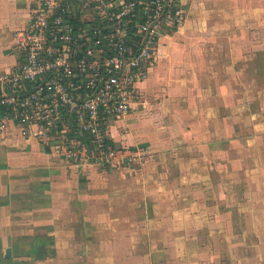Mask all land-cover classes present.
<instances>
[{
  "label": "crops",
  "instance_id": "0c3cea01",
  "mask_svg": "<svg viewBox=\"0 0 264 264\" xmlns=\"http://www.w3.org/2000/svg\"><path fill=\"white\" fill-rule=\"evenodd\" d=\"M37 3V0H0V71L11 70L18 64L14 31L25 25ZM183 7L185 22L177 32L161 39L148 76L136 83L140 96L135 99L130 113L121 120L113 121L108 128L111 143L117 150L152 143L161 152H167L174 144L186 143L190 149L186 148L183 153L182 149L178 150L169 160L173 173H168L177 177V181L170 184L164 180L167 173L158 172L154 180L146 177L145 188L139 185L138 189L130 177L120 179L118 173L109 170L76 171L65 156L64 159L63 155L58 157L53 152L49 153L52 148L47 150L41 142L24 138L12 128L0 137V264H25L23 259L35 258L27 256V250L31 248L29 243L39 239L43 229L47 235L53 227L55 231L48 234L60 239L65 231L70 234L71 226H92V217L95 216L101 220L110 216L105 218L106 223L100 221L99 225L111 227L118 219L125 220L126 225L134 220L153 224V219H157L163 227V239L168 227L172 226L174 232L170 238L185 241L189 237L196 239L191 237L194 233L185 228L193 221L195 225L202 222L213 225V222L204 221L210 219L206 210L203 219H197L192 213H189L191 217L188 219L182 215L193 209V200L198 201L193 196L201 195L207 188L200 187L197 179L208 175L213 178L211 163H214L215 156L228 158V173L223 169L224 162L221 164L225 179H231L238 173L242 177L243 172L239 168L252 162L249 159L247 162L245 158L247 152L243 147L247 144L237 149L238 143L235 148L228 149L226 146L220 151L213 148L218 145L216 137L235 135L230 134L228 121L233 118L232 113H237L233 110L237 95L231 93L229 83L235 75L233 66L241 65L242 73L246 72L248 54L253 56V81L260 83L252 86V96L264 97V0H183ZM198 66L201 67L199 73ZM199 74L203 77L200 80L207 83L213 82L217 75V80L227 86L214 90V85L207 84L199 91L182 87V81L199 80L193 77ZM162 94L166 95L164 99L151 104ZM161 109L165 112L163 115ZM244 109L241 107L240 110L244 112ZM166 111H171L174 116H167L172 114ZM147 116L153 120L161 116L162 126L154 124ZM201 119H204L203 122ZM216 119L224 122L221 127L210 123ZM122 124L124 128L120 127ZM214 130L219 131L216 136ZM200 131L204 133L202 137H199ZM200 143L205 151L194 154ZM189 150L191 156L187 155ZM254 159H257L259 169H253V177L256 171L264 172L260 158ZM231 163L233 167H230ZM125 172L127 174L128 171ZM105 175L110 176L108 181L111 185L103 188L102 177ZM32 178L43 180L44 188L33 192L28 189L26 186ZM182 179L188 180L184 183ZM220 190L224 193L221 201L226 207L224 210L228 212L236 207L237 216H244L241 223L245 227H253L254 224L264 227V185H221ZM38 195H43L46 201L34 200ZM246 209L252 212L247 213ZM222 217L225 220L226 217ZM227 231L230 234L229 228ZM233 236L229 237L233 242L244 244L242 238L247 234L242 231L237 234V239ZM258 237L259 241H264V231ZM164 240L169 241V237ZM258 245L259 242L256 243ZM8 247L11 248V256H6ZM53 247L49 251L50 257H59L61 261L69 257L64 250L55 245ZM258 249L264 252V246H258ZM247 250L250 251L249 247H244V252H239L237 264H244ZM49 255L47 253L46 257L49 258ZM30 264H39V260Z\"/></svg>",
  "mask_w": 264,
  "mask_h": 264
},
{
  "label": "built area",
  "instance_id": "2783aa9c",
  "mask_svg": "<svg viewBox=\"0 0 264 264\" xmlns=\"http://www.w3.org/2000/svg\"><path fill=\"white\" fill-rule=\"evenodd\" d=\"M14 31L18 64L0 71V137L58 145L69 161L122 162L108 128L140 96L183 0H37Z\"/></svg>",
  "mask_w": 264,
  "mask_h": 264
},
{
  "label": "rangeland",
  "instance_id": "374dc122",
  "mask_svg": "<svg viewBox=\"0 0 264 264\" xmlns=\"http://www.w3.org/2000/svg\"><path fill=\"white\" fill-rule=\"evenodd\" d=\"M189 42V38L187 37ZM249 52H247L248 54ZM253 56L247 55L246 58V75L242 73L243 66H233L232 82L229 83L231 92L234 95V107L233 109L237 113H232L233 118L228 121L230 124V134L234 133L235 135H226L220 139H215V142L218 143L214 150H223L226 146L227 148H242L245 144L247 146L243 147V150H246L248 159L252 162L248 163V166H242L239 170L243 172L242 177L236 174L235 177L231 179L222 177L221 164L224 162L223 169L227 173L230 170H227L228 167V158L217 157L213 158L214 163L212 164L213 178L208 175L203 176L204 178L197 179L198 185L200 187L206 186L204 192L201 195H194L193 197L197 198L198 201L193 200L191 203L193 209L186 211V214H183L182 217L188 219L191 216L189 213L195 214L197 219H203L206 216L205 210L207 211V216L209 220H204L213 222V225L204 224V222L195 225L194 221L190 226H186L194 234L191 237L196 239L188 240H172L170 237L174 232L173 227H168L165 234V238L169 237V241L163 239L162 235V225L157 223V219H153V224H144V220L136 221L134 220L130 225H126V221L123 219H118L115 226L111 227L110 225H99L100 221L106 223L105 218H110V216L98 218L97 216L92 217L93 220L92 226H71L70 234L68 231H65L64 234L60 235L62 238H57L56 235H49L48 232L55 231L52 227L47 231L45 229L40 232L39 239L35 243H29L31 248L27 250V256H35V258L23 259L25 264H30V262H36L39 260V264H237L238 257L240 256L239 252H244V247H249L250 251L247 250L246 257L243 260L244 264H263L264 252H260L258 246H264L263 239L259 241V233L262 234L264 231L263 226H257L254 224L253 227H245L241 222L244 220V216L239 218L237 208L230 209L228 212L224 210L225 205L221 204L222 197L224 193L220 190L221 185H238L241 187H247L251 185H264V172L259 173L256 171L255 177H253L252 171L254 168L259 169L257 159L260 158L263 164L264 170V97L260 98L257 96L254 98L253 95ZM260 62H258L259 64ZM264 65V64H263ZM198 73L201 72L199 67ZM249 69V70H248ZM264 72V67H263ZM243 74V75H242ZM194 78H199V80H184L181 82L182 87L187 90H201L202 86L205 87L207 84L214 85V90H218L221 87H226V83H221L217 80V75H215V80L213 82H206L200 80L201 74L193 75ZM256 84H260L257 82ZM255 84V85H256ZM249 89V90H248ZM197 91V92H198ZM259 91V89H258ZM165 92V91H163ZM161 98L154 100L151 104L160 102L165 94H162ZM247 95V96H246ZM233 96V95H232ZM236 107H239L237 110ZM244 107V112L240 109ZM150 104L148 105V109ZM165 112L161 109V114ZM166 113H171L172 115H167L173 117L174 113L171 111H166ZM228 116V115H227ZM226 116V117H227ZM153 117V116H152ZM147 118H149L147 116ZM151 119V118H149ZM121 120V119H120ZM161 116L155 117L154 124L162 126ZM204 119H201L203 122ZM156 121V122H155ZM240 122V124L238 123ZM210 123H216L221 127L222 123L220 120H211ZM257 125V127H256ZM120 127H125L123 124ZM124 132H126L124 130ZM216 131L214 134L216 136ZM224 133V132H223ZM156 135V132H153ZM204 133L199 132V137H202ZM161 143V142H160ZM238 143V144H236ZM42 146H46L49 150L50 148L53 151H48L49 153L53 152V155L59 157L62 156V150L56 144L52 143H42ZM151 145L153 147H151ZM234 145V146H233ZM157 145L152 143L149 146H140L135 145L132 147H125L119 149L122 162L113 163L112 165H104L97 163L96 161H69L72 168L76 171L80 169H102L109 170L119 174L120 179H127V176L132 180L133 185L136 188L140 189V186L146 184V177L149 180H154L156 174L159 172L163 174L167 173L164 177L168 183L173 184L177 181V177L172 176L173 167L169 163V160L177 153L178 150L182 149V153L187 148L190 147L185 143L183 144H174L171 146L167 152H161L160 148H156ZM199 150H198V148ZM197 150H194L193 153L204 152V147L202 143L199 146H196ZM46 150V151H47ZM188 156H191V151H187ZM203 153L201 154V156ZM216 155V154H215ZM64 158V156H62ZM239 157V156H238ZM237 157V158H238ZM65 159V158H64ZM255 162V163H254ZM201 164V163H200ZM204 164V161L203 163ZM234 164H230V167H233ZM128 171L127 174L124 171ZM170 169V170H169ZM257 172L259 176H257ZM175 173V172H174ZM103 188L106 185L109 186L111 183L108 181L110 176H103ZM40 179H45L41 177ZM40 179L32 178L28 181L26 187L34 191H38L44 188V181ZM159 177L157 182H159ZM182 179L184 183H186ZM213 181V182H212ZM145 188V187H144ZM34 195V194H33ZM208 197V199H206ZM213 199V200H212ZM34 200L39 202L46 201L43 195H38V198L34 197ZM252 210L246 209L245 212L249 213ZM106 213V212H103ZM225 216V220H223ZM151 218L152 215H151ZM161 221V220H160ZM159 222V221H158ZM225 222V224H223ZM144 224V225H143ZM229 228L230 234L227 231ZM237 230H240L238 232ZM232 231V232H231ZM244 231L247 236L242 238L244 239V244L239 242H233L229 237L232 235L233 238L237 239V234ZM78 232L80 234L77 237ZM190 235V234H189ZM41 238V239H40ZM43 240V241H42ZM41 241V242H40ZM259 242V245L256 246V243ZM58 247L60 250H64L69 254V257L62 258L59 257H50L49 251L54 248L53 246ZM235 245V246H234ZM234 246V247H233ZM238 246H241L238 248ZM236 248V250L234 249ZM238 248V249H237ZM48 253L49 258L46 257ZM10 258V257H9ZM241 259V258H240Z\"/></svg>",
  "mask_w": 264,
  "mask_h": 264
},
{
  "label": "water",
  "instance_id": "95a60500",
  "mask_svg": "<svg viewBox=\"0 0 264 264\" xmlns=\"http://www.w3.org/2000/svg\"><path fill=\"white\" fill-rule=\"evenodd\" d=\"M6 256H11V248L10 247L7 248Z\"/></svg>",
  "mask_w": 264,
  "mask_h": 264
}]
</instances>
